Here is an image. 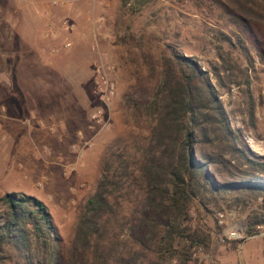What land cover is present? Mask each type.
Listing matches in <instances>:
<instances>
[{
    "label": "rangeland",
    "instance_id": "1",
    "mask_svg": "<svg viewBox=\"0 0 264 264\" xmlns=\"http://www.w3.org/2000/svg\"><path fill=\"white\" fill-rule=\"evenodd\" d=\"M236 17L211 0H0V198L39 200L63 261L102 155L130 135L122 98H149L170 50L206 72L230 130L264 162L263 30ZM219 33L232 41L229 63L239 68L229 80L219 70L223 88L212 73ZM251 207L229 194L192 202L188 224L201 244L183 257L187 264H263L264 230L245 233ZM130 209L123 206L114 233L125 234Z\"/></svg>",
    "mask_w": 264,
    "mask_h": 264
},
{
    "label": "trees",
    "instance_id": "2",
    "mask_svg": "<svg viewBox=\"0 0 264 264\" xmlns=\"http://www.w3.org/2000/svg\"><path fill=\"white\" fill-rule=\"evenodd\" d=\"M211 1H222L236 20L262 28L257 52L264 64V7L254 8L252 0ZM218 43L220 65L212 73L223 88L219 70L228 72L224 77L229 80L232 69L239 68L229 63L235 48L230 38L219 33ZM248 103L252 109L250 96ZM122 108L130 135L117 150L102 155L64 261L44 205L11 192L0 198V264H187L190 259L183 257L201 244L188 224L191 203L224 194L257 206L249 209L247 235L264 230V162L232 133L208 75L193 59L170 50L151 96H124ZM129 203L125 234H116L113 224ZM182 241L185 249H180ZM261 257L264 264V242Z\"/></svg>",
    "mask_w": 264,
    "mask_h": 264
},
{
    "label": "built area",
    "instance_id": "3",
    "mask_svg": "<svg viewBox=\"0 0 264 264\" xmlns=\"http://www.w3.org/2000/svg\"><path fill=\"white\" fill-rule=\"evenodd\" d=\"M242 232H237V231H229L226 233L227 238L232 239V240H240L242 239L241 236Z\"/></svg>",
    "mask_w": 264,
    "mask_h": 264
}]
</instances>
